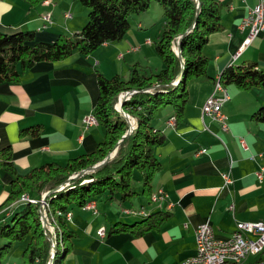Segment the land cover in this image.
I'll list each match as a JSON object with an SVG mask.
<instances>
[{
  "label": "crops",
  "instance_id": "0c3cea01",
  "mask_svg": "<svg viewBox=\"0 0 264 264\" xmlns=\"http://www.w3.org/2000/svg\"><path fill=\"white\" fill-rule=\"evenodd\" d=\"M219 2L222 28L210 32L202 48L208 57L207 74L186 80L188 96L181 118L171 122L174 108L166 104L152 119L165 133V141L155 149L161 167L154 175L152 193L159 197L154 199L140 191L137 204L144 205L147 213L166 210L168 216L157 228L139 235L130 231L107 233L115 220H134L140 215L122 209L109 215L96 198V212L72 204L67 225L76 236L64 264H178L194 254L199 222L208 220L218 237H227L238 220H264V175L260 182L255 174L264 166V121L251 116L264 104V86L245 89L226 84V130L218 120L201 112L225 66L255 61L264 69V30L238 51L247 34L246 29L239 28L240 20L256 0ZM156 4L152 1L147 10L132 15L122 38L105 41L87 54L73 51L60 59L36 61L21 70L18 81L0 83V148L10 147L18 173L45 162L63 164L92 151L104 138L100 123L85 126L82 121L95 105L96 70L105 76L109 72L125 75L133 63L154 58V42L164 24L161 6ZM86 20L87 9L77 0H41L35 4L0 0L2 32L32 29L37 40H53L60 33L79 31ZM161 66L157 61L150 70L156 72ZM34 126L39 127L36 134L24 133ZM226 171L233 178L230 184L223 181ZM10 179L11 174L0 167V203L8 195ZM140 184L137 181L138 189ZM140 193L145 195L147 206ZM9 209L1 211L8 214ZM101 226L103 235L97 232ZM258 258L264 259V249L248 260ZM10 260L8 257L1 264H20Z\"/></svg>",
  "mask_w": 264,
  "mask_h": 264
},
{
  "label": "trees",
  "instance_id": "16d2710c",
  "mask_svg": "<svg viewBox=\"0 0 264 264\" xmlns=\"http://www.w3.org/2000/svg\"><path fill=\"white\" fill-rule=\"evenodd\" d=\"M28 1L35 4L41 0ZM77 1L87 7V20L77 32L60 33L53 40H37L32 29L0 31V83L18 81L21 70L36 61L60 59L73 51L87 54L105 41L122 38L130 27L129 17L147 10L152 1L161 5L164 18L154 42L163 64L156 72L148 73L146 67L135 62L127 77L118 73L105 76L96 70L98 94L93 114L104 128V138L92 151L75 155L63 164L45 162L20 174L13 165L10 147L0 148V167L11 174L8 195L0 203V237L6 239L0 243V264L13 242L22 239H26V244L21 264H49L51 232L42 223V203L39 206L38 202L21 200L25 193L39 198L43 191L47 192L48 215L51 214L49 218L54 225L51 227L55 229L51 264H64L76 236L65 216L72 204L82 206L89 199L95 201L97 195H106L105 200L116 199L119 203L130 202L139 193L137 181L141 183V192L151 197L152 181L161 167L155 149L165 141V133L153 125L152 119L158 107L166 104L173 106L176 120L182 117L188 96L186 80L207 74L208 57L202 48L208 34L222 28L219 0H198V6L197 0ZM179 34H182L181 58L173 48ZM218 77L225 86L229 83L245 89L264 86V69L255 61L229 64ZM123 92L129 94L122 101V109L134 120L131 132L126 135L130 123L116 107ZM251 116L256 121H264V104ZM28 131L36 134L39 127L24 129V133ZM117 142L115 152L103 164L69 178L102 160ZM142 206L122 208V212H134L140 218L115 220L107 233L130 231L139 235L157 228L168 216L166 210L147 213ZM4 208H10L8 214L2 213Z\"/></svg>",
  "mask_w": 264,
  "mask_h": 264
},
{
  "label": "built area",
  "instance_id": "2783aa9c",
  "mask_svg": "<svg viewBox=\"0 0 264 264\" xmlns=\"http://www.w3.org/2000/svg\"><path fill=\"white\" fill-rule=\"evenodd\" d=\"M68 14V13H67ZM48 18V14L44 15ZM239 28L246 29L247 34L244 37L238 51H241L251 43L254 37L258 36L264 30V0L256 2L247 8L246 14L241 18ZM229 99V93L226 87H217L213 83L211 93L206 97L202 104V116L208 115L220 122L221 128L228 129L227 115L223 110L225 101ZM117 107V103H116ZM175 119L171 115L170 121ZM82 121L85 126L97 124L98 120L93 112L83 116ZM131 127L133 122L129 121ZM244 147L245 143L242 140ZM205 150L204 148L200 149ZM257 179L261 182L264 175V166L255 170ZM224 184H230L233 181L228 171L222 173ZM47 192H42L39 198L31 195L25 196L23 200L38 202L44 201ZM152 198H157V193H152ZM83 208L91 209L93 212L97 208L93 205V199L87 200ZM44 215V208H41ZM66 218L70 216V211L65 213ZM45 218V216H44ZM97 232L104 233V227L98 228ZM51 237V236H50ZM264 249V220H238L234 229L227 237L216 236L214 229L208 220L199 222L195 228V252L183 258L178 264H264V259L258 258L249 261L250 255H255Z\"/></svg>",
  "mask_w": 264,
  "mask_h": 264
},
{
  "label": "rangeland",
  "instance_id": "374dc122",
  "mask_svg": "<svg viewBox=\"0 0 264 264\" xmlns=\"http://www.w3.org/2000/svg\"><path fill=\"white\" fill-rule=\"evenodd\" d=\"M77 4L79 5V6H81V7H83V9H87V7L85 6V5H83V4H81L80 2H78L77 1ZM156 5H158V7H160L161 5L160 4H156ZM71 6V5H70ZM74 9L75 8H77V6H74L73 7ZM74 9H72L71 10V7H70V10L73 12V14L74 15H76L77 14V11H73ZM157 9V8H156ZM161 9H162V7H161ZM136 13H133L132 15H135ZM132 15L129 17V18H131L132 17ZM173 48H174V50L176 49V45L174 44L173 45ZM156 51V50H155ZM154 54L153 55H155L154 56V58H152V59H150V61L146 58L144 61H143V63H139L141 66H143V67H146L147 68V72L148 73H150L151 72V70H150V67H151V65L152 64H154L155 62H162V59H161V57L158 55V53L157 52H153ZM155 57H156V60H154L155 59ZM150 63H149V62ZM149 64V65H148ZM163 64V63H162ZM148 66V67H147ZM117 71H121V70H119V69H116ZM127 72V71H126ZM110 73L111 72H109L108 74L109 75H107V76H111L110 75ZM118 74H120V75H122V76H124V77H127L128 76V72L127 73H125V75H123V73H121V72H118ZM220 80L218 79L217 81H216V83L215 84H217V82H219ZM221 84V87H224L225 85H223L222 83H220ZM226 87V86H225ZM118 103V102H117ZM119 106V104H117V107ZM162 107H163V105H160L159 107H158V110L160 111L161 109H162ZM158 112V111H157ZM127 113V115H129V113L128 112H126ZM128 117V118H127ZM125 119L128 121V124H129V120L130 121H132V122H134V120H131L130 119V115L129 116H127ZM134 119V118H133ZM134 125V124H133ZM137 173V172H136ZM77 174V173H76ZM76 174H73V175H76ZM73 175H71V176H73ZM141 185V184H140ZM141 188L142 187H140L139 189H138V187H137V189L139 190V192L141 191ZM43 192H45V191H43ZM25 194H27V193H25ZM25 194H23V195H25ZM22 195V200H23V196ZM140 195V198L143 200V203L147 206L148 205V203H147V200L145 199L146 197H145V195H142L141 193L139 194ZM40 196H41V194H40ZM39 196V197H40ZM137 196L138 195H135L132 199H131V201L129 202V201H126V202H123V203H119L118 202V200H116V199H109V200H104L105 199V197H106V195L105 196H103V195H97V197H96V199H97V201H98V204H99V206H100V208H102V209H104L105 207L107 208V210H109L108 212H109V215H111V213H115V214H117V212H120L121 211V209L122 208H124L125 206H135V207H137L138 206V204H137ZM42 203V208H44V210H45V214L43 215V211H42V209H41V216H42V223H43V226H44V228H46L48 231H50L51 232V236H52V230H53V227H54V225H53V223L51 222V220H50V218L49 217H51V214H49L48 215V208H49V206H48V204H47V202H46V199H45V202H41ZM94 205H95V207H96V202L94 201ZM140 206V205H139ZM138 206V207H139ZM46 207V208H45ZM57 212H59V211H57ZM111 212V213H110ZM122 212V211H121ZM138 215V214H137ZM44 216L46 217V219L44 218ZM137 217H139V215L137 216ZM51 225L53 226V227H51ZM52 238V237H51ZM53 239V238H52ZM6 239L5 238H3V237H0V243L1 242H3V241H5ZM25 244H26V239H22V240H15L14 242H13V244H12V247L9 249V251L5 254V256H4V258H3V260H2V262L4 261V260H6V258H8V257H10V261L11 262H17V263H20L21 264V262H22V260H23V257H22V250H23V248H24V246H25ZM22 245V246H21ZM51 250H52V246H51Z\"/></svg>",
  "mask_w": 264,
  "mask_h": 264
},
{
  "label": "water",
  "instance_id": "95a60500",
  "mask_svg": "<svg viewBox=\"0 0 264 264\" xmlns=\"http://www.w3.org/2000/svg\"><path fill=\"white\" fill-rule=\"evenodd\" d=\"M198 4H199V1L197 0V6H198ZM183 34V33H182ZM182 34H179L178 36H177V38H176V49H175V52L179 55V57L181 56L180 55V47H179V41H180V37H181V35ZM181 58V57H180ZM127 94H129V92H123V93H120V95H119V99H118V103L117 104H119V106L117 107L122 113H123V115H125L124 117L126 118L127 117V113H126V111H124L123 109H122V101H123V99L125 98V96H127ZM130 125V124H129ZM130 128H128L127 129V132L124 134V135H126V134H128L129 132H131V130H132V127H131V125L129 126ZM119 142V141H118ZM118 142L115 144V146H114V148H113V150L111 151V152H109L102 160H100V161H98L97 163H94V164H92V165H90V166H88L87 168H85V169H82V170H80L76 175H73V176H70L69 178H71V177H75V176H79V175H81V174H83L84 172H86V171H89V170H93V169H95L96 167H98V166H100L101 164H103L114 152H115V150H116V148H117V145H118ZM68 178V179H69ZM50 240H51V246H52V250H51V255H50V259H49V264H51V260H52V256H53V254L55 253V250H54V248H55V242H54V240L50 237Z\"/></svg>",
  "mask_w": 264,
  "mask_h": 264
},
{
  "label": "bare ground",
  "instance_id": "6f19581e",
  "mask_svg": "<svg viewBox=\"0 0 264 264\" xmlns=\"http://www.w3.org/2000/svg\"><path fill=\"white\" fill-rule=\"evenodd\" d=\"M221 81H219V82H217V84H215L217 87H221ZM223 84V83H222ZM225 87V86H224ZM134 126V125H133ZM133 126H132V128H133ZM25 196H27V195H24V197ZM23 197V198H24ZM45 199H46V195L44 196V201H40V205H41V202H45ZM154 199H156V198H154ZM22 200V199H21ZM24 201V200H23ZM93 205H94V200H93ZM95 206V205H94ZM46 208V207H45ZM44 214H45V210H44ZM45 219H46V217H45ZM52 236H53V240H54V242H55V229L53 228V230H52ZM217 236V235H216Z\"/></svg>",
  "mask_w": 264,
  "mask_h": 264
}]
</instances>
